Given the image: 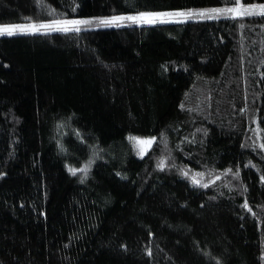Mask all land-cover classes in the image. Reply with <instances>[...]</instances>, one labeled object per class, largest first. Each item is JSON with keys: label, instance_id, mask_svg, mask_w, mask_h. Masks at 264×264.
I'll list each match as a JSON object with an SVG mask.
<instances>
[{"label": "trees", "instance_id": "16d2710c", "mask_svg": "<svg viewBox=\"0 0 264 264\" xmlns=\"http://www.w3.org/2000/svg\"><path fill=\"white\" fill-rule=\"evenodd\" d=\"M230 5L0 0V23ZM261 145L264 17L0 35V264H264Z\"/></svg>", "mask_w": 264, "mask_h": 264}, {"label": "snow or ice", "instance_id": "6c2138e0", "mask_svg": "<svg viewBox=\"0 0 264 264\" xmlns=\"http://www.w3.org/2000/svg\"><path fill=\"white\" fill-rule=\"evenodd\" d=\"M232 3L235 5L231 8H215L207 11H202L199 13H166V14H141L140 16H130V17H113L110 20H101L98 23L104 26H110L115 24L119 26V22L123 20H131V21H144L147 23H153L157 18L163 15L167 16H185V15H199L201 17H207L209 19H216L224 16L225 18H243L246 16H261L264 17V4H250L245 5L241 2V0H232ZM92 21L86 20H62V21H54L52 24H30V25H12V26H0V35H13L17 30L19 31H28L35 30L39 31L40 29H55L57 31H80V25H88L91 24ZM140 144L150 145L152 140H138ZM264 147V145H261ZM73 174H75V170ZM207 186V185H205Z\"/></svg>", "mask_w": 264, "mask_h": 264}, {"label": "rangeland", "instance_id": "374dc122", "mask_svg": "<svg viewBox=\"0 0 264 264\" xmlns=\"http://www.w3.org/2000/svg\"><path fill=\"white\" fill-rule=\"evenodd\" d=\"M244 3V2H242ZM245 5H250V4H246L244 3ZM252 4H256V5H259V4H264L263 3H260V2H254ZM235 5H230L229 7H224V8H231V7H234ZM219 8H222V7H219ZM207 10H211V9H206V8H199V7H196L195 9L194 8H185V9H174V10H163V11H141V12H130V13H119V14H113V15H108V16H97V17H83V18H75V19H72V20H78V19H81V20H86V21H92L91 24H88V25H80V28H86V27H97V26H104L102 24H99L98 22L101 21V20H110L112 19L113 17H118V16H121V17H130V16H140L141 14H166V13H179V12H183V13H199V12H202V11H207ZM199 15H185V16H167V15H163V16H160L159 18H157L155 20V22H164V21H175V20H186L188 18H195ZM66 20V19H64ZM62 21V20H60ZM130 23H137V24H141V23H147V22H144V21H131V20H123V21H120L119 24H130ZM154 23V22H153ZM153 23H148V24H153ZM30 24H35L34 22H27V21H19V22H8V23H0V26H12V25H30ZM43 24H52V23H43ZM37 25V24H36ZM110 26H116L115 24L113 25H110ZM108 27V26H106ZM42 30H53V29H40L39 31H42ZM31 31H35V30H28V31H19L17 30L15 33H20V32H31ZM138 140H153L152 137H149V136H146V137H136L135 138V141L134 143H136V146H137V149H138V152L141 153V154H144V152L147 150V148L149 147V145H146V144H140L138 143L137 141Z\"/></svg>", "mask_w": 264, "mask_h": 264}]
</instances>
